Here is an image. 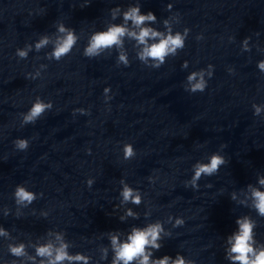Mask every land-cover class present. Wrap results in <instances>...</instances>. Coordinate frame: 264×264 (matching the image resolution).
I'll return each instance as SVG.
<instances>
[{"label":"clouds","instance_id":"9594fccd","mask_svg":"<svg viewBox=\"0 0 264 264\" xmlns=\"http://www.w3.org/2000/svg\"><path fill=\"white\" fill-rule=\"evenodd\" d=\"M139 8H132L128 12L124 14L125 21L131 20L133 24L136 26L142 25L146 20H155V16L153 13L149 12L146 15L139 14ZM60 31H65V29L61 26ZM187 29H185V34L187 33ZM126 33V29L122 26H112L108 29L107 32H100L95 34L89 44V47L86 49V55H92L96 53L98 49L101 48H108L112 45L119 44L120 37L124 36ZM130 35L134 36L137 41L141 44L146 43V38L149 37H157L160 33L153 31L152 29L143 28L139 32L136 33H129ZM75 42V38L71 32H69L64 39L63 43L60 44L58 47L55 48L52 55L59 60L60 57L69 52L71 47ZM47 40L40 41L37 44V48L41 47L42 45L46 44ZM184 40L183 37L177 33L175 36L169 34L167 37L161 39L158 43L152 44L144 49V52L141 54V59L145 57H151L154 60L160 61V64L155 65V67H160V65L164 62V57L169 53H175L176 48H183ZM20 56H25V52H20ZM121 61L126 62V58L124 56L120 57ZM261 67L264 68V63L261 64ZM195 73L188 77L189 80L195 79ZM196 89H203V83H197L193 85V91ZM107 91V89H106ZM45 107H50V105H44L42 103L37 102L35 105L32 106L30 109L29 114L25 117V121H33L34 118L38 117L44 110ZM17 147L24 149L27 148L28 144L25 140H19L15 142ZM133 154L132 148L130 145L125 146V156H131ZM224 163V160L221 157L213 156L211 161L207 165H198L196 168V173L193 178L195 181L199 179L201 174L211 175L215 172L218 167ZM264 183V181H262ZM18 201H28L31 202L34 199V195L28 191H25L22 187H18L15 193ZM122 196L125 201H128L130 198L134 203H139V197H133V192L130 188L125 186ZM255 196L258 199L257 208L259 209L260 213L264 215V193L256 192ZM240 225V231L236 234L230 242L234 240L232 243L231 252L235 253L234 256L230 257L233 261H239L240 264H264V250L259 251L258 253L255 252L252 245L250 244L251 234H252V225L247 221H237ZM160 225H151L144 230L140 229H133L132 234L128 237V242L117 245V238H112V244L116 251V260L113 264H117V261H123L124 264H129L132 260L137 257H142L140 260V264H149V255L145 254V246L151 244L154 248H159L160 245L156 243L157 239L159 238L160 232ZM11 252L13 255L19 256L23 254V245L19 247L11 248ZM37 255L39 256H51L52 255V247L50 245H45L39 247L37 249ZM254 255V259L251 256ZM65 259H76V260H85L86 258L81 256L76 257H69L67 253L64 251V248L61 247L60 249L56 250V255L54 260L50 261L49 264H57L59 261H63ZM169 257L165 256L163 259L154 261L153 264H168ZM173 264H185V261L182 257H177Z\"/></svg>","mask_w":264,"mask_h":264}]
</instances>
